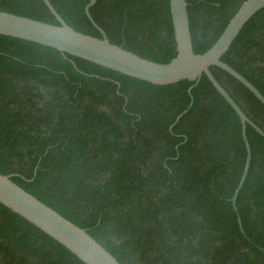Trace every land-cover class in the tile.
I'll return each mask as SVG.
<instances>
[{
    "label": "trees",
    "instance_id": "1",
    "mask_svg": "<svg viewBox=\"0 0 264 264\" xmlns=\"http://www.w3.org/2000/svg\"><path fill=\"white\" fill-rule=\"evenodd\" d=\"M50 1L76 30L103 36L90 0ZM187 1L203 53L245 0ZM0 10L60 24L44 0H0ZM90 13L114 44L161 63L177 54L169 0H96ZM222 60L264 94V9ZM211 71L264 131L261 100L223 68ZM193 84L155 85L0 34V173L121 264H264V136L247 125L252 160L235 206L242 120L206 74L190 94ZM0 264L85 263L0 203Z\"/></svg>",
    "mask_w": 264,
    "mask_h": 264
},
{
    "label": "water",
    "instance_id": "2",
    "mask_svg": "<svg viewBox=\"0 0 264 264\" xmlns=\"http://www.w3.org/2000/svg\"><path fill=\"white\" fill-rule=\"evenodd\" d=\"M177 45L176 56L168 63L150 60L110 41L105 31L96 23L90 7L96 0H90L86 13L103 33L102 37L80 32L69 25L58 13L50 0H44L60 24H52L24 15L0 10V34L16 37L55 48L64 54L73 55L122 74L150 82L155 85H168L182 80H190L192 89L206 74L218 91L236 110L242 120L243 137L247 148L244 171L232 198L236 206L237 197L248 176L252 148L247 136V125H252L264 136V131L256 125L222 86L211 71L219 66L248 87L264 104V94L244 75L230 66L222 58L226 54L244 26L264 9V0H245L229 20L217 41L205 52L194 50L187 0H169ZM192 96V95H191ZM193 104L192 101L189 108ZM188 108V109H189ZM182 112L179 120L187 111ZM12 174L0 173V203L19 214L43 232L54 238L85 264H121L119 260L97 241L85 228L64 217L36 196L12 180Z\"/></svg>",
    "mask_w": 264,
    "mask_h": 264
}]
</instances>
